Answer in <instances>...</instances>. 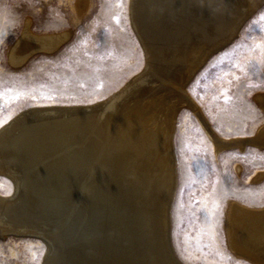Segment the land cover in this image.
<instances>
[{
    "label": "bare ground",
    "instance_id": "1",
    "mask_svg": "<svg viewBox=\"0 0 264 264\" xmlns=\"http://www.w3.org/2000/svg\"><path fill=\"white\" fill-rule=\"evenodd\" d=\"M130 1L148 69L161 88L140 78L131 95L123 90L124 98L114 93L84 109L31 107L0 126V174L12 185L11 193L0 194V234L52 236L54 252L39 264H181L167 238L170 135L180 104L197 111L216 150L245 141L264 145V124L245 140L213 134L185 90L195 70L264 0ZM66 36L25 29L10 47V61L53 49ZM256 98L264 107V93ZM227 233L238 254L264 264V207L229 203Z\"/></svg>",
    "mask_w": 264,
    "mask_h": 264
},
{
    "label": "rangeland",
    "instance_id": "2",
    "mask_svg": "<svg viewBox=\"0 0 264 264\" xmlns=\"http://www.w3.org/2000/svg\"><path fill=\"white\" fill-rule=\"evenodd\" d=\"M129 1L15 0L19 23L0 30L5 32L0 37V126L31 107L84 109L131 95L136 88L130 86L140 78L156 80ZM247 17L238 34L185 83L209 130L225 139H249L264 124V107L256 98L264 93V2ZM25 29L38 36H67L55 49H35L12 63L10 47ZM193 109L179 105L170 135L174 160L167 238L174 257L181 264H257L231 247L227 218L233 201L264 207V145L245 141L216 150ZM7 181L0 174L1 195L12 191ZM47 225L43 228L56 227ZM47 238L34 231L0 234V264H39L54 252V239Z\"/></svg>",
    "mask_w": 264,
    "mask_h": 264
},
{
    "label": "clouds",
    "instance_id": "3",
    "mask_svg": "<svg viewBox=\"0 0 264 264\" xmlns=\"http://www.w3.org/2000/svg\"><path fill=\"white\" fill-rule=\"evenodd\" d=\"M19 23L15 0H0V30L7 31Z\"/></svg>",
    "mask_w": 264,
    "mask_h": 264
},
{
    "label": "snow or ice",
    "instance_id": "4",
    "mask_svg": "<svg viewBox=\"0 0 264 264\" xmlns=\"http://www.w3.org/2000/svg\"><path fill=\"white\" fill-rule=\"evenodd\" d=\"M262 19H264V17H262ZM3 35H5V32L0 31V37H2Z\"/></svg>",
    "mask_w": 264,
    "mask_h": 264
}]
</instances>
